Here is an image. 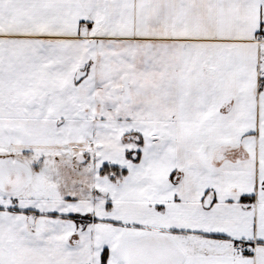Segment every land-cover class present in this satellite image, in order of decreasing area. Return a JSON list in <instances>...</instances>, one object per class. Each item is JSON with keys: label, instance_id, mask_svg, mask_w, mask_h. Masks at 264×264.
<instances>
[{"label": "snow or ice", "instance_id": "1", "mask_svg": "<svg viewBox=\"0 0 264 264\" xmlns=\"http://www.w3.org/2000/svg\"><path fill=\"white\" fill-rule=\"evenodd\" d=\"M0 264H264V0H0Z\"/></svg>", "mask_w": 264, "mask_h": 264}]
</instances>
